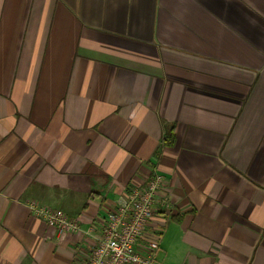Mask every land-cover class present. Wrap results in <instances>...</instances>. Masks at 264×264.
<instances>
[{
	"label": "crops",
	"instance_id": "crops-1",
	"mask_svg": "<svg viewBox=\"0 0 264 264\" xmlns=\"http://www.w3.org/2000/svg\"><path fill=\"white\" fill-rule=\"evenodd\" d=\"M153 169L159 264H264V0H0V264H72Z\"/></svg>",
	"mask_w": 264,
	"mask_h": 264
},
{
	"label": "built area",
	"instance_id": "built-area-1",
	"mask_svg": "<svg viewBox=\"0 0 264 264\" xmlns=\"http://www.w3.org/2000/svg\"><path fill=\"white\" fill-rule=\"evenodd\" d=\"M164 188L163 175L153 169L143 185L130 187L124 197L105 207L85 229L90 246L77 245L72 264H159L157 240L173 208L172 197ZM27 206L55 229L58 239L81 229L80 221L62 209L37 201H29ZM155 217L161 219L156 225Z\"/></svg>",
	"mask_w": 264,
	"mask_h": 264
},
{
	"label": "trees",
	"instance_id": "trees-1",
	"mask_svg": "<svg viewBox=\"0 0 264 264\" xmlns=\"http://www.w3.org/2000/svg\"><path fill=\"white\" fill-rule=\"evenodd\" d=\"M174 140H175L174 126L173 125L166 126L162 143H164L165 145L171 146L173 145Z\"/></svg>",
	"mask_w": 264,
	"mask_h": 264
}]
</instances>
